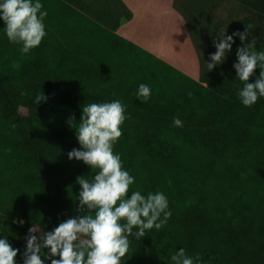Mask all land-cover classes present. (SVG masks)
I'll return each mask as SVG.
<instances>
[{"label":"trees","instance_id":"16d2710c","mask_svg":"<svg viewBox=\"0 0 264 264\" xmlns=\"http://www.w3.org/2000/svg\"><path fill=\"white\" fill-rule=\"evenodd\" d=\"M42 3L39 47L21 55L0 32V235L22 252L30 226L50 231L77 214L75 180L95 170L67 159L79 148L67 120L78 122L88 103L120 99L127 119L113 150L135 177L130 191H162L171 211L159 231L129 237L121 264H170L181 247L199 264H264V98L251 107L237 98L238 38L223 64L204 65L225 29L248 28L264 51V0H173L198 81L115 33L132 16L119 0ZM140 83L152 89L146 103L135 96ZM174 117L183 127L172 126ZM14 259L21 264L20 253Z\"/></svg>","mask_w":264,"mask_h":264},{"label":"clouds","instance_id":"9594fccd","mask_svg":"<svg viewBox=\"0 0 264 264\" xmlns=\"http://www.w3.org/2000/svg\"><path fill=\"white\" fill-rule=\"evenodd\" d=\"M47 15L42 0H0V32L10 44L18 46L21 55H26L46 37ZM237 38L240 45L232 64L233 79L241 82L242 87L236 95L242 106L251 107L264 98V51L256 50V41L249 39L248 28L231 34H226L225 29L216 35L215 51L204 65L206 72H211L223 64ZM257 68L258 76L249 82ZM151 94L148 84L140 83L136 88L135 96L141 103H146ZM42 99L43 96L37 97L36 103ZM126 107L120 99L92 102L81 108L78 122L74 117L67 120L79 145L67 153V159L95 170L90 178L79 176L75 180L79 185L77 214L50 231H43L39 225L30 226L22 252L0 235V264H17L14 258L18 253L21 264H121L129 251V237L142 240L149 231H159L167 223L171 217L167 196L162 191H130L135 177L113 150L127 119ZM183 124L179 117L172 119L175 128ZM13 223L22 225L23 220L14 219ZM168 259L170 264H199V256L188 255L183 247Z\"/></svg>","mask_w":264,"mask_h":264},{"label":"crops","instance_id":"0c3cea01","mask_svg":"<svg viewBox=\"0 0 264 264\" xmlns=\"http://www.w3.org/2000/svg\"><path fill=\"white\" fill-rule=\"evenodd\" d=\"M112 1L117 6L118 0ZM119 1L132 16L129 20L122 19L115 33L198 81V60L185 22L173 8V0Z\"/></svg>","mask_w":264,"mask_h":264},{"label":"rangeland","instance_id":"374dc122","mask_svg":"<svg viewBox=\"0 0 264 264\" xmlns=\"http://www.w3.org/2000/svg\"><path fill=\"white\" fill-rule=\"evenodd\" d=\"M233 4H236V1H233ZM194 29V28H193ZM194 32H195V34H196V29H194ZM196 39H197V36H196ZM198 41V40H197ZM199 42V41H198ZM183 70H185L186 68L183 66V65H181V64H178ZM186 71V70H185ZM20 112L22 113V114H25V110L24 109H20Z\"/></svg>","mask_w":264,"mask_h":264}]
</instances>
